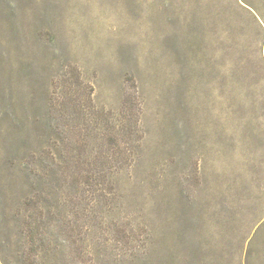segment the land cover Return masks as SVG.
Here are the masks:
<instances>
[{
  "label": "rangeland",
  "instance_id": "rangeland-1",
  "mask_svg": "<svg viewBox=\"0 0 264 264\" xmlns=\"http://www.w3.org/2000/svg\"><path fill=\"white\" fill-rule=\"evenodd\" d=\"M0 50V264H264V0H0Z\"/></svg>",
  "mask_w": 264,
  "mask_h": 264
},
{
  "label": "trees",
  "instance_id": "trees-1",
  "mask_svg": "<svg viewBox=\"0 0 264 264\" xmlns=\"http://www.w3.org/2000/svg\"><path fill=\"white\" fill-rule=\"evenodd\" d=\"M4 62V56L2 51L0 50V143H3L5 138L9 134L10 126L8 121L10 120L9 114L3 110V97L5 96V88L3 86L2 74L4 71V66L2 65ZM2 147H0V154H2ZM28 198L25 197L24 201L27 202Z\"/></svg>",
  "mask_w": 264,
  "mask_h": 264
}]
</instances>
